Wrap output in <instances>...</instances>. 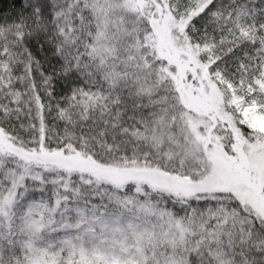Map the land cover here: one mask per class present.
<instances>
[{
	"label": "snow or ice",
	"instance_id": "obj_1",
	"mask_svg": "<svg viewBox=\"0 0 264 264\" xmlns=\"http://www.w3.org/2000/svg\"><path fill=\"white\" fill-rule=\"evenodd\" d=\"M0 264H264V0H0Z\"/></svg>",
	"mask_w": 264,
	"mask_h": 264
}]
</instances>
